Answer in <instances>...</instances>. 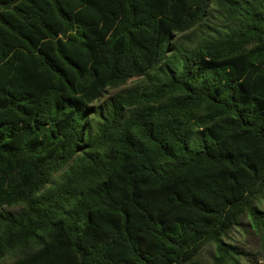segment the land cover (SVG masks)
Here are the masks:
<instances>
[{
	"label": "trees",
	"instance_id": "1",
	"mask_svg": "<svg viewBox=\"0 0 264 264\" xmlns=\"http://www.w3.org/2000/svg\"><path fill=\"white\" fill-rule=\"evenodd\" d=\"M261 199L264 0H0V264H238Z\"/></svg>",
	"mask_w": 264,
	"mask_h": 264
},
{
	"label": "rangeland",
	"instance_id": "2",
	"mask_svg": "<svg viewBox=\"0 0 264 264\" xmlns=\"http://www.w3.org/2000/svg\"><path fill=\"white\" fill-rule=\"evenodd\" d=\"M259 206L264 211V199H261ZM225 243L235 249L232 252L238 264H264V234L255 230L247 217L242 220L241 226L236 227L229 237L225 238ZM215 256L216 246L208 245L201 259L204 264H215ZM226 264L236 263L227 262Z\"/></svg>",
	"mask_w": 264,
	"mask_h": 264
}]
</instances>
